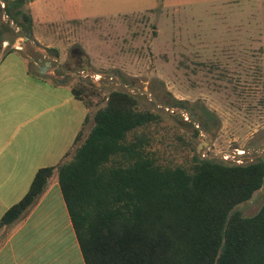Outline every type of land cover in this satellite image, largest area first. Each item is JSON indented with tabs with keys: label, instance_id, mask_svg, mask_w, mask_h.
Masks as SVG:
<instances>
[{
	"label": "rangeland",
	"instance_id": "374dc122",
	"mask_svg": "<svg viewBox=\"0 0 264 264\" xmlns=\"http://www.w3.org/2000/svg\"><path fill=\"white\" fill-rule=\"evenodd\" d=\"M32 1L26 6L34 19L32 41L1 10L0 22L13 29L1 35L2 52L14 48L29 60L41 56L32 46L38 43L58 54L60 63H70V85L92 81L93 71L104 87L94 108L113 89L137 94L140 108L163 114L150 127L158 163L188 166L195 153H223L236 163L264 156V0ZM56 74L51 77L60 80ZM174 99L185 101L189 114L178 115L186 121L193 123L191 107L196 119L202 108L213 114L210 129L199 122L211 140L170 117L171 109L157 107H175ZM263 202L261 187L236 208L252 216Z\"/></svg>",
	"mask_w": 264,
	"mask_h": 264
},
{
	"label": "trees",
	"instance_id": "16d2710c",
	"mask_svg": "<svg viewBox=\"0 0 264 264\" xmlns=\"http://www.w3.org/2000/svg\"><path fill=\"white\" fill-rule=\"evenodd\" d=\"M2 1L22 32L31 31L32 0ZM6 32L13 29L0 22V49ZM103 88L83 78L71 84L87 108L75 142L56 165L36 171L0 218V232L29 211L55 174L86 264H264V202L252 216L236 208L264 189V156L236 163L195 153L188 166H163L150 130L163 114L140 108L139 96L125 89L109 91L94 108ZM173 106L188 108L181 99ZM169 116L199 133L182 115ZM196 116L210 129L209 110Z\"/></svg>",
	"mask_w": 264,
	"mask_h": 264
},
{
	"label": "crops",
	"instance_id": "0c3cea01",
	"mask_svg": "<svg viewBox=\"0 0 264 264\" xmlns=\"http://www.w3.org/2000/svg\"><path fill=\"white\" fill-rule=\"evenodd\" d=\"M0 56L1 218L40 167L56 165L70 150L87 108L63 75L55 83L53 75L33 71L30 61L40 67L35 57L16 49L5 56L2 48ZM0 264H86L55 174L29 211L1 230Z\"/></svg>",
	"mask_w": 264,
	"mask_h": 264
},
{
	"label": "water",
	"instance_id": "95a60500",
	"mask_svg": "<svg viewBox=\"0 0 264 264\" xmlns=\"http://www.w3.org/2000/svg\"><path fill=\"white\" fill-rule=\"evenodd\" d=\"M1 7H2L3 12L5 13L4 5H1ZM9 19H10V18H9ZM10 21L12 22V19H10ZM13 27H14V28H19V29H20V27L17 26L16 24H14ZM31 34H32V32L29 31V32H28V38H26V39H30V40L32 41L33 39H32V37H31ZM32 46H33V48H34L37 52L41 53L42 55L52 57V56L50 55V53L48 52V50H47L45 47L40 46V44H38V43H34V42H33V43H32ZM53 58H55V60L60 61L59 56H55V57H53ZM50 66H51V61H47L46 64H45V66L41 65V66L39 67L38 70H39L43 75H50V76H52L53 73H52L50 70H49V71H46V69H47V68H50ZM90 74L92 75V82H94L97 86L102 85V84H101L100 82H98L96 79L94 80V72H93V71L90 72ZM53 76L55 77L56 75H53ZM116 76H117L118 80H119L121 83H123L121 77H120L118 74H117ZM135 88H137V87L135 86ZM140 92H141L142 94H146L148 97H150V98L153 100V98L150 96V92H149V91H147V90H142V91H140ZM157 107L160 108V110H163V109H165V108H166L167 110L171 109V113H173V114H185V113L189 114V110H188L187 108H184V107H181V106H176V107L169 108V107H166L165 105H163V104H161V103H158V104H157ZM190 117H191V119H192V121H193L195 127L200 128V131H201L203 134H205V135L211 140V139H212L211 134H210L209 132H207V131L205 130V128L200 127V123L195 119V113H191V114H190ZM263 150H264V148H263ZM233 152H238V151H237L236 149H234ZM200 157L203 158L202 156H200ZM207 157H209V158H223V157H224V154H223V153H220V154H208Z\"/></svg>",
	"mask_w": 264,
	"mask_h": 264
},
{
	"label": "flooded vegetation",
	"instance_id": "af4514ba",
	"mask_svg": "<svg viewBox=\"0 0 264 264\" xmlns=\"http://www.w3.org/2000/svg\"><path fill=\"white\" fill-rule=\"evenodd\" d=\"M23 34L26 36V38H28V35H27L28 32L27 33H23ZM26 40H30V39H26ZM76 50H77L76 48L73 49V53H76ZM48 52L50 53V55L52 57L44 56V55H42L40 53L41 56L40 57H35V58L37 60H40V66L41 65L45 66V64H46L47 61H51V66L50 67H53L52 68L53 69V71H52L53 75H58L56 73H61V75H63V78L65 80L69 76L68 75V71L72 69V66L68 62H64L63 64L60 63V61L55 60V58H53L55 56H58V54H54V53L50 52L49 50H48ZM74 70H77V71L80 72V69H78V68H75Z\"/></svg>",
	"mask_w": 264,
	"mask_h": 264
}]
</instances>
